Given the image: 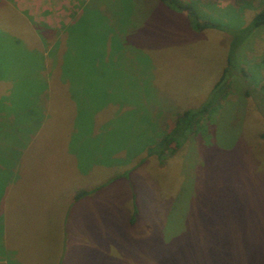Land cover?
<instances>
[{"label": "rangeland", "instance_id": "1", "mask_svg": "<svg viewBox=\"0 0 264 264\" xmlns=\"http://www.w3.org/2000/svg\"><path fill=\"white\" fill-rule=\"evenodd\" d=\"M181 1L230 28L264 4ZM12 2L24 13L0 0V264H264V26L236 52L247 79L234 70L213 96L226 31H192L158 0ZM208 97L174 154L146 156Z\"/></svg>", "mask_w": 264, "mask_h": 264}, {"label": "trees", "instance_id": "2", "mask_svg": "<svg viewBox=\"0 0 264 264\" xmlns=\"http://www.w3.org/2000/svg\"><path fill=\"white\" fill-rule=\"evenodd\" d=\"M2 2H4L2 3L3 8L5 5L6 9H9L12 15L13 10L18 14V16H20L21 13H24V11L14 9L15 7L13 6L12 0H2ZM158 2L173 11L183 12L187 20V24L192 31H201L205 28H213L226 31L229 34L230 40L225 55V62L222 66L218 79L212 86L210 95H216L219 89L225 90L227 87L226 76L230 77L231 72L234 70L237 71L240 77L245 80L247 79L248 74L245 72L244 68L242 66H236V52L251 31L264 26V4L250 17L247 23L237 28H230L201 16L195 11L194 4L190 1L182 2L181 0H158ZM258 90L260 93L264 94V82L260 83ZM210 104L211 99L208 97V99L196 109H184L176 113L170 128L167 131L160 133L157 138L155 137L156 139L151 144L147 145L145 150L146 156H154L156 160L161 163L168 155L174 154L195 129L200 116H204L208 113ZM260 136H264V131L260 134ZM84 193V190L78 191L73 195V198H77Z\"/></svg>", "mask_w": 264, "mask_h": 264}]
</instances>
